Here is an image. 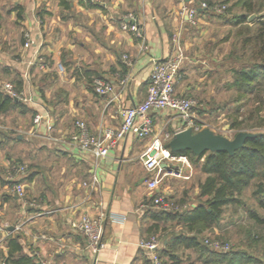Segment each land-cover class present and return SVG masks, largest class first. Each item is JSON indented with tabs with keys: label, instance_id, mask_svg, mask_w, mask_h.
<instances>
[{
	"label": "crops",
	"instance_id": "1",
	"mask_svg": "<svg viewBox=\"0 0 264 264\" xmlns=\"http://www.w3.org/2000/svg\"><path fill=\"white\" fill-rule=\"evenodd\" d=\"M8 4L0 15V73L9 76L5 82L14 89L13 79L20 77L16 99L23 107L0 112V117L14 114L11 123H0V225L5 227L0 242L16 235L21 253L54 264H151L138 245L154 222L147 213L153 208L141 207L152 191L145 182L151 173L142 166L140 153L153 138H168L181 130L180 119L166 110L153 111L152 134L144 138L128 134L104 157L79 150L69 136L77 118L95 136L119 126L120 108L145 98L154 58L181 50V77L175 85L179 95L196 87L190 80H209L214 71L209 59L214 57L202 44L209 23L206 13L198 7L193 26L182 6L196 7L198 0H10ZM128 12L136 16L142 38L120 28ZM25 32L33 40L30 45H25ZM95 77L110 82L112 92L97 94L92 86ZM37 112L52 119L50 135L33 124ZM193 120L200 122L194 115ZM18 160L29 166L28 177L21 181L25 199L33 205H25L12 191L11 166ZM171 166L186 167L181 161ZM184 204L178 211L196 202ZM82 214L102 221L104 247L95 254L70 226ZM181 249H192L196 259H203L193 248ZM0 251L6 254L5 244Z\"/></svg>",
	"mask_w": 264,
	"mask_h": 264
},
{
	"label": "trees",
	"instance_id": "2",
	"mask_svg": "<svg viewBox=\"0 0 264 264\" xmlns=\"http://www.w3.org/2000/svg\"><path fill=\"white\" fill-rule=\"evenodd\" d=\"M206 2L209 6L213 5L212 0H206ZM234 4L241 5L246 11L240 14L235 22L251 23L253 26H245L242 31L241 46L244 56L248 52V63L234 70L235 76L231 85L236 88L237 96L239 95L236 100L239 99V103L234 109L235 115L231 118L229 127L235 129V133L251 129L255 135L246 138L243 146L236 149L233 154H228L226 151H205L199 155L190 150L171 152L175 155L192 156V162L205 174L204 179L198 183L197 194L204 198L199 199L193 207L182 211L147 209V213L154 221L148 226V231H157L156 223L163 218L177 220L186 228L185 232L171 233L169 239L165 243L162 242V248L158 250V254L164 264L181 263V258L174 250L177 247L197 250L204 256L206 263L215 257L221 262L226 260L227 264H240L243 258L238 257V253L213 249L205 244L199 234L202 228H207L220 219L224 207L238 206L241 203L240 195L256 178L260 181L256 183L257 188L252 191V195L257 198L258 205L264 207V182H261L264 181V129L259 128L264 124V118L260 117V111L264 110V14H258L249 22L248 15L259 9L256 3L252 0H236ZM196 8L198 9V5ZM201 11L213 14L214 10L201 8ZM197 12L199 13V10ZM13 80H16L15 88L18 91L21 87V79L15 77ZM241 95L248 96L241 101L240 99L244 98L240 97ZM248 102H252L254 107L248 108L247 113L245 111L241 114L240 107ZM16 107L22 108L23 105L0 88V112ZM172 134L173 132L170 136ZM163 146L168 147V142H164ZM28 174L26 173L23 178L28 177ZM248 214L255 221L264 222V218H261L254 210L249 209ZM4 239L7 251L6 254L0 252V260L4 264H39L35 258L21 253V244L16 235H7Z\"/></svg>",
	"mask_w": 264,
	"mask_h": 264
},
{
	"label": "rangeland",
	"instance_id": "3",
	"mask_svg": "<svg viewBox=\"0 0 264 264\" xmlns=\"http://www.w3.org/2000/svg\"><path fill=\"white\" fill-rule=\"evenodd\" d=\"M252 1L256 3V7L259 9L248 15L247 19L249 22L255 19L258 14H264V0ZM4 2H7V4L3 5ZM9 2L10 0H0V15L1 11L8 8ZM212 2L213 4H223L225 6L222 12L213 11V14H206L209 23L204 31L202 44L212 51L211 54L214 60L209 59V64L214 71L209 74V80H190L189 83L195 84L196 87L190 88L189 92L184 93L183 96H191L198 101L196 107L192 108V113L200 121L199 123L202 124V128L208 127L215 133L232 138L235 134V129L229 127V122L235 115L234 109L239 103V99L236 100V98L239 95L237 96L236 88L231 83L235 76L234 70L248 63V52L244 56L241 46L242 31L245 26L252 27L253 25L251 23L235 22L240 14L246 13L241 5L234 4L236 0H212ZM252 14L253 16L249 18ZM8 78L9 76L0 73V84L3 81H7ZM246 96L248 95H245V97L241 95L240 97L244 98L240 100L246 99ZM253 107L254 104L248 102L244 106H241L239 111L241 114L245 111L247 113L248 108L251 109ZM12 117H14L12 113H9L5 117L2 116L0 117V123L3 120L11 123ZM260 117L264 118V110L260 111ZM260 126L259 128L263 130L264 124ZM246 130L252 132L251 129ZM170 137L161 136L159 138L163 148L164 142H168ZM3 155L5 154L3 153ZM186 157L191 168L189 169L185 165L186 167L182 169L180 175L163 174L162 180L154 191L165 195L164 201L170 206L168 211L181 210L182 205L188 202V200L197 202L199 199L203 200L204 198L197 195V187L198 183L204 179L205 174L199 170L198 165L192 162V156ZM172 162L176 164L178 160L174 159ZM16 163L23 162L18 160L13 164ZM28 168L29 166H27L26 172ZM186 174L189 175L188 178L183 177ZM259 181L260 179L256 178L243 191L239 197L241 203L238 206L228 205L224 207L220 219L213 225L202 228L199 234L204 240L208 238V240L228 243L229 247L226 251L238 253L237 256L243 258L240 260V264H264V222L255 221L248 214V210L251 209L261 218H264V207L259 206L257 198L252 195V191L257 188L256 183ZM156 224L158 230L148 231V234L143 239L157 240L159 244L158 250L162 248L164 238L169 237L171 233L185 232L186 230L181 223H178L174 219L163 218L158 220ZM1 244H5L4 238L1 239ZM174 250L181 258L180 264H227L226 260L221 262L215 257L208 263L204 261V256L203 259H196L197 253L192 249L183 250L181 247H177ZM36 260L39 261L37 258Z\"/></svg>",
	"mask_w": 264,
	"mask_h": 264
},
{
	"label": "built area",
	"instance_id": "4",
	"mask_svg": "<svg viewBox=\"0 0 264 264\" xmlns=\"http://www.w3.org/2000/svg\"><path fill=\"white\" fill-rule=\"evenodd\" d=\"M198 7L204 9H211L222 12L225 9L223 4H213L209 6L205 0H200ZM182 11L185 14L186 21L195 25L198 20V12L195 6H182ZM120 28L122 30L131 31L137 37L142 38V32L138 25L136 16L128 12L124 14L120 20ZM175 35L173 39H175ZM25 45H30L33 40L27 32L24 33ZM123 60L129 63L128 56L123 54ZM181 61L182 53L178 49L176 54L157 59H152V66L148 75V86L145 98L138 103L130 106L121 107L119 110L121 122L116 128H105L100 136L93 135L86 124L80 118L73 122L74 129L70 134V141L79 150L91 153L95 157H104L108 154L109 149L116 144V142L124 136L131 134L137 138H144L153 133V119L151 113L153 111H169L177 116L181 123V129L191 127L193 131H198L202 128V124L193 120L192 108L196 107L198 101L191 96L179 95L175 91V85L181 77ZM93 90L99 94L104 95L112 92L113 86L110 82L101 77H95L92 80ZM4 92L10 96L17 98L19 95L9 82H4L0 87ZM32 122L36 127H42L47 135H50L53 129L52 119L44 113L37 112L33 115ZM140 159L144 169L151 173L146 178V186L152 191L149 196V202L141 204V207L150 206L155 210L168 211L170 206L164 201L165 195L162 193H155L163 174L180 175L181 168H174L171 162L176 159L181 161L186 166L191 168V165L186 155H175L170 152L168 147H162L157 137L145 146L140 153ZM163 164V166H162ZM12 191L20 198L25 205H33L25 199V190L23 182L20 180L26 175L27 166L24 163H16L11 166ZM188 178L189 175L183 176ZM187 205L183 204L182 208ZM178 211V210H176ZM70 226L80 232L86 241L88 250L95 254L104 247V242L101 237L102 221L100 218L92 217L88 214H82L70 221ZM5 227L0 225V231H4ZM205 244L213 249L226 251L229 247L228 243H220L215 240H204ZM138 245L143 248L150 259L151 264H164L158 254V241L155 239L139 240ZM39 264H54L50 260L39 259ZM0 264H4L0 260Z\"/></svg>",
	"mask_w": 264,
	"mask_h": 264
},
{
	"label": "water",
	"instance_id": "5",
	"mask_svg": "<svg viewBox=\"0 0 264 264\" xmlns=\"http://www.w3.org/2000/svg\"><path fill=\"white\" fill-rule=\"evenodd\" d=\"M252 16L253 14L250 15L249 18ZM254 135L255 133L251 131L240 130L237 131L232 138H229L215 133L208 127L193 131L192 128L188 126L172 134L168 140V148L170 152L190 150L196 155L205 151H226L228 154H233L236 149L243 146L246 138Z\"/></svg>",
	"mask_w": 264,
	"mask_h": 264
}]
</instances>
